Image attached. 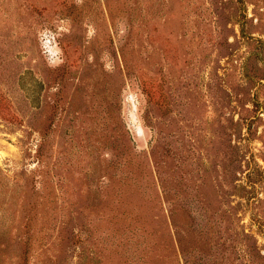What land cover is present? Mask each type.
<instances>
[{"label":"rangeland","instance_id":"1","mask_svg":"<svg viewBox=\"0 0 264 264\" xmlns=\"http://www.w3.org/2000/svg\"><path fill=\"white\" fill-rule=\"evenodd\" d=\"M0 264H264V0H0Z\"/></svg>","mask_w":264,"mask_h":264}]
</instances>
